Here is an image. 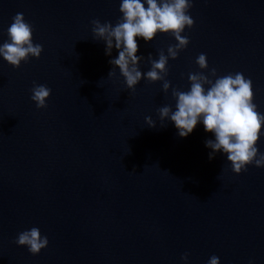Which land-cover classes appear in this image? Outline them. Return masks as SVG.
I'll return each instance as SVG.
<instances>
[{
	"label": "water",
	"instance_id": "water-1",
	"mask_svg": "<svg viewBox=\"0 0 264 264\" xmlns=\"http://www.w3.org/2000/svg\"><path fill=\"white\" fill-rule=\"evenodd\" d=\"M192 2L165 94L143 78L127 89L118 67L108 76L118 51L106 55L91 21L115 25L121 0H0V44L22 13L43 46L19 68L0 57V264H185V253L187 264H264V167L234 173L226 154L209 159L215 135L202 122L182 138L157 111L175 110L172 88L189 90L203 53L205 74L250 78L264 114V0ZM136 39L142 73L177 43ZM34 83L52 90L46 108L30 98ZM32 227L49 241L37 255L15 243Z\"/></svg>",
	"mask_w": 264,
	"mask_h": 264
},
{
	"label": "clouds",
	"instance_id": "clouds-1",
	"mask_svg": "<svg viewBox=\"0 0 264 264\" xmlns=\"http://www.w3.org/2000/svg\"><path fill=\"white\" fill-rule=\"evenodd\" d=\"M192 7V0H121L119 11L122 16L115 25L93 19L92 32L94 37L105 42L106 55H111L113 48L118 51V57L109 61L113 68L108 76H115L118 67L127 89L135 91L143 78L150 83L162 81L163 92L167 94L171 87V82L166 79L169 59H177L179 52L190 43L182 33L186 27L190 29L194 26L195 22L189 14ZM158 33L170 34L177 43L168 46L167 55L160 50L158 59L149 54L147 61L151 68L142 73L139 65L144 57L137 55L139 47L136 38L149 43ZM7 35L9 40L0 44V57L8 64L19 68L21 62H27L30 57L40 58L43 46L33 43V26L26 22L22 13L13 17ZM196 64L202 71L188 74L189 90L172 88L175 110L171 105L158 108L161 125L170 120L179 136L186 138L202 122L205 132L215 135V140L205 142L206 147L212 149L209 159L214 158L217 152L226 154L236 174L247 171L249 165L264 167V152L257 147L264 126V114L257 110L253 102L252 80L241 72L217 76L215 68L205 74L203 70L209 66L203 53L197 57ZM51 91L47 85L34 83L30 98L38 109L47 107ZM145 122L149 127L156 126L151 116L145 117ZM15 243L26 246L32 255H37L48 246L49 241L38 227H32L20 232ZM188 258L189 253L181 257L185 264ZM208 264H220L219 257L211 256Z\"/></svg>",
	"mask_w": 264,
	"mask_h": 264
}]
</instances>
